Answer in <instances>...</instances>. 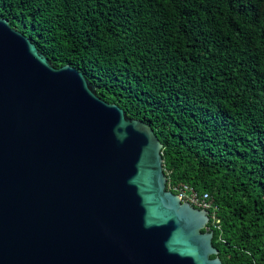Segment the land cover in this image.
<instances>
[{
  "label": "trees",
  "instance_id": "trees-1",
  "mask_svg": "<svg viewBox=\"0 0 264 264\" xmlns=\"http://www.w3.org/2000/svg\"><path fill=\"white\" fill-rule=\"evenodd\" d=\"M0 17L152 126L168 188L213 200L225 264H264V0H0Z\"/></svg>",
  "mask_w": 264,
  "mask_h": 264
},
{
  "label": "water",
  "instance_id": "water-1",
  "mask_svg": "<svg viewBox=\"0 0 264 264\" xmlns=\"http://www.w3.org/2000/svg\"><path fill=\"white\" fill-rule=\"evenodd\" d=\"M152 126L0 17V264H225Z\"/></svg>",
  "mask_w": 264,
  "mask_h": 264
},
{
  "label": "built area",
  "instance_id": "built-area-1",
  "mask_svg": "<svg viewBox=\"0 0 264 264\" xmlns=\"http://www.w3.org/2000/svg\"><path fill=\"white\" fill-rule=\"evenodd\" d=\"M173 188L176 190L175 193L179 194L182 201L189 202L199 209L210 211V221L212 220L214 227L217 226L219 222L216 213L217 208L208 194L201 195L188 186H174Z\"/></svg>",
  "mask_w": 264,
  "mask_h": 264
}]
</instances>
